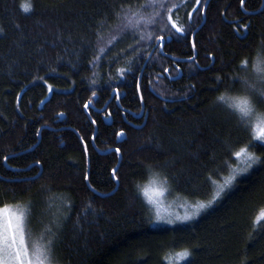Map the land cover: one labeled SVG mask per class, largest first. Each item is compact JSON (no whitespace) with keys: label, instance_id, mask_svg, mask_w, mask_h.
Returning <instances> with one entry per match:
<instances>
[{"label":"trees","instance_id":"obj_1","mask_svg":"<svg viewBox=\"0 0 264 264\" xmlns=\"http://www.w3.org/2000/svg\"><path fill=\"white\" fill-rule=\"evenodd\" d=\"M206 1L0 0V208L52 210L55 264H264V163L171 224L137 187L207 204L264 161L218 100L264 113V0Z\"/></svg>","mask_w":264,"mask_h":264},{"label":"snow or ice","instance_id":"obj_2","mask_svg":"<svg viewBox=\"0 0 264 264\" xmlns=\"http://www.w3.org/2000/svg\"><path fill=\"white\" fill-rule=\"evenodd\" d=\"M200 2L201 0H196L197 4H199ZM30 10V6L24 7L25 12H29ZM180 31L181 29L177 28V32ZM243 63L246 64L247 61ZM252 70L256 73L257 78L261 82H264V62L258 60L257 63L253 66ZM259 95L261 97H264V88L260 90ZM218 100L224 102L227 107L232 110V114L237 117L240 125L245 127V130H249L255 133L253 147L258 146L257 142H259V146H264V113L258 112L253 102L247 96L231 97L221 95L220 97H218ZM244 151L245 150H242V152H237L236 156L240 157L244 154ZM257 163H264V161L260 160L259 157L247 155L245 166L240 167L238 171L234 170L233 173L227 179H225L222 184L217 185V189L214 195L207 204L199 203L195 205L194 207L196 208V211L193 212L192 215L185 216L184 219H192L193 216L199 215L200 210L210 208L212 204H214L216 200L221 196V194L224 193L225 190L232 185L233 181L238 175L247 172L250 168L253 167V165ZM164 183H166V181H160L161 187L157 188V179L153 177L150 179L148 185L144 186L143 188H141L139 185L137 187L138 191L142 192L143 196L147 199V202L149 204H154L156 203L155 198L164 195ZM0 214L8 216L7 210ZM24 231L25 220L23 213L15 217V224H13V219L11 217L6 220L3 231L0 232V244H2V247H0V252L3 253V264H9L7 259L8 249L13 246H16V251L14 253L13 259L22 261V257L28 254V246L25 244ZM17 235H19L18 246ZM40 240L43 241L44 237L42 236ZM51 243V241H48V245H51ZM48 245H43L39 242H36L31 246V255L39 261V264H51V260L48 255V253L50 252V247H48ZM21 249H23V251ZM188 255L189 253H184L185 257H187ZM29 264H31V261H29Z\"/></svg>","mask_w":264,"mask_h":264},{"label":"rangeland","instance_id":"obj_3","mask_svg":"<svg viewBox=\"0 0 264 264\" xmlns=\"http://www.w3.org/2000/svg\"><path fill=\"white\" fill-rule=\"evenodd\" d=\"M256 80L257 78L254 77L251 83L255 84L257 82ZM248 88L255 89L254 86L252 85H249ZM156 179H157L156 187L159 188L161 187V185H160V182L158 181V178ZM163 187H164V184H163ZM164 195H165V191H164ZM164 195L161 197L155 198L156 203L154 204H149L147 202V199L145 198V201L152 208V211L154 213L155 222L158 225L171 224L174 222L183 221L185 220L184 219L185 216L192 215V213L196 211V208L194 206L197 205L198 203H186L183 201L169 200ZM30 209L31 208H29L28 206H21V205L6 206V207L0 208V213H3L5 210H7L8 212V216L0 214V232L3 231L5 222L9 217L13 219V224H15V217L23 213L24 220H25L24 236H25V244L28 246V254L22 257V261L18 259H13L14 253L16 251V246L9 248L8 256H7L9 264H29V261H31V264H39V261L31 255L32 244L39 242L43 245H48V241H51V238H52L51 231L47 228V222L49 221V218H51L52 216V210L43 209V212L38 214L39 219L36 221H33L31 220L30 212L32 210L30 211ZM54 211L53 213L56 214ZM42 236L44 237L43 241L40 240ZM18 245H19V235H17V246ZM0 247H2V244H0ZM48 247H50V252L48 253V255L51 260V264H55L53 262L51 245H48ZM21 250L23 251V249ZM0 264H3V253L2 252H0Z\"/></svg>","mask_w":264,"mask_h":264},{"label":"water","instance_id":"obj_4","mask_svg":"<svg viewBox=\"0 0 264 264\" xmlns=\"http://www.w3.org/2000/svg\"><path fill=\"white\" fill-rule=\"evenodd\" d=\"M208 1L209 0H207L206 2H205V5H204V7H203V10H202V15H203V21H204V12H205V9H206V7H207V4H208ZM200 27V26H199ZM199 27L194 31V33L199 29ZM167 39H169V38H167ZM164 42V39H159L158 41H157V44L158 43H163ZM60 117H62V116H60ZM105 122L107 123V124H110L111 123V121H110V119L109 118H106L105 119ZM124 138V134L122 133V134H120L119 136H118V140H122Z\"/></svg>","mask_w":264,"mask_h":264}]
</instances>
